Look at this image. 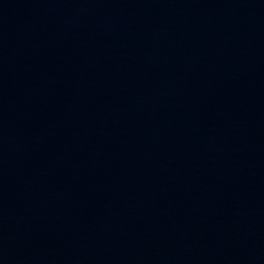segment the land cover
<instances>
[{
    "label": "water",
    "instance_id": "1",
    "mask_svg": "<svg viewBox=\"0 0 264 264\" xmlns=\"http://www.w3.org/2000/svg\"><path fill=\"white\" fill-rule=\"evenodd\" d=\"M0 264H264V8L0 0Z\"/></svg>",
    "mask_w": 264,
    "mask_h": 264
}]
</instances>
